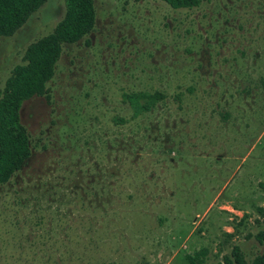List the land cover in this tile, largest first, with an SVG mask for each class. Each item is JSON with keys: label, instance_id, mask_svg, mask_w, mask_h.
<instances>
[{"label": "rangeland", "instance_id": "rangeland-1", "mask_svg": "<svg viewBox=\"0 0 264 264\" xmlns=\"http://www.w3.org/2000/svg\"><path fill=\"white\" fill-rule=\"evenodd\" d=\"M0 186V264H244L264 256V0H94ZM48 0L0 37V92L63 19ZM164 99L133 118L123 95Z\"/></svg>", "mask_w": 264, "mask_h": 264}, {"label": "trees", "instance_id": "trees-1", "mask_svg": "<svg viewBox=\"0 0 264 264\" xmlns=\"http://www.w3.org/2000/svg\"><path fill=\"white\" fill-rule=\"evenodd\" d=\"M48 0H0V37H10L19 30ZM174 10L197 7L199 0H160ZM94 0H65L63 19L54 30L28 46L22 64L10 73L0 92V186L7 184L31 154L29 136L20 122L22 104L34 96L46 93V86L55 74L63 47L82 40L94 28ZM158 91L123 95L133 118L150 111L164 99ZM264 241V232L258 236ZM236 264H244L237 249ZM225 264H231L226 260ZM253 264H264V256Z\"/></svg>", "mask_w": 264, "mask_h": 264}]
</instances>
